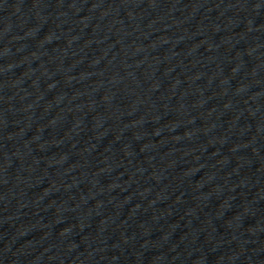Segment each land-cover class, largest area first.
<instances>
[{"label": "water", "instance_id": "95a60500", "mask_svg": "<svg viewBox=\"0 0 264 264\" xmlns=\"http://www.w3.org/2000/svg\"><path fill=\"white\" fill-rule=\"evenodd\" d=\"M209 264H264V0H157Z\"/></svg>", "mask_w": 264, "mask_h": 264}]
</instances>
